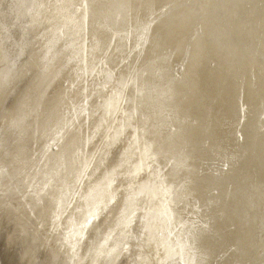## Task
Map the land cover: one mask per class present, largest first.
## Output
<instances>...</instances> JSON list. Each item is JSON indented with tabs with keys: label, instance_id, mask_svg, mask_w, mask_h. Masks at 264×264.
<instances>
[{
	"label": "bare ground",
	"instance_id": "6f19581e",
	"mask_svg": "<svg viewBox=\"0 0 264 264\" xmlns=\"http://www.w3.org/2000/svg\"><path fill=\"white\" fill-rule=\"evenodd\" d=\"M71 2L81 0H0V82L17 60L11 86L0 88V264H133L134 259L136 264H186L190 253L182 250L184 240L175 223L169 235L160 216L153 218L148 231L142 222L145 208H161L162 192L145 188L141 194L145 186H157V173L169 187L185 186L173 207L177 220L199 217L209 223L193 241V264H264L260 0H87L82 32L55 7ZM21 4L48 7L37 16ZM150 17L155 23L147 41L138 46L137 29ZM58 27L62 34H57ZM25 64L30 65L27 72ZM177 68L180 116L169 120L173 105L164 93ZM129 77L134 82L126 96L135 97L137 82L156 91L140 102L141 119L151 117L148 143L153 159L145 153L144 137L134 144L129 128L110 145L105 144L107 127L95 131L106 118L101 98L107 101L117 82ZM69 81L79 86L69 98L76 97L77 103L83 87L89 89L94 110L89 157L106 148L103 162H94L91 179H83L80 189L76 185L82 157L74 147L79 125L69 116V122L57 127L61 93ZM127 110L124 105L120 115L107 117L109 127H120ZM89 133L85 126V138ZM229 159L231 166L224 168ZM142 160L131 181L138 210L129 226L133 235L141 234L139 246L131 240L127 250L112 252L123 232L116 223L124 206L119 195L82 236L77 235L88 210L83 197L122 163L115 187L126 193L123 174L135 171ZM74 190L82 195H74Z\"/></svg>",
	"mask_w": 264,
	"mask_h": 264
},
{
	"label": "snow or ice",
	"instance_id": "6c2138e0",
	"mask_svg": "<svg viewBox=\"0 0 264 264\" xmlns=\"http://www.w3.org/2000/svg\"><path fill=\"white\" fill-rule=\"evenodd\" d=\"M22 8H27L29 14L35 13V15H39L40 11L48 5L45 4H32L31 6L27 5H20ZM176 5H168V7H175ZM58 11H62L63 18L65 20H71L74 25H78L80 31L84 30V26L87 22V10L90 5L87 3V0H81L80 3L71 2V3H57L55 5ZM122 8L130 7L129 5H122ZM260 9L262 13V21H264V0H260ZM76 17H79L77 21ZM155 23L151 17L148 19L146 23L142 25V27L137 29L139 33L140 45L142 46L143 43L147 41V37L150 34L151 25ZM63 28H57V34H62ZM86 52V48L84 49ZM94 51V49H93ZM17 60L12 61V67L3 74V79L7 81L10 76L12 75V70L15 68ZM100 63L103 65L104 60H101ZM30 70V65L25 64L24 71L27 72ZM113 74L109 72L107 77L111 80ZM180 78V70L177 68V75L172 77L169 81V85L167 90L164 93V96L167 100L173 105L172 109L168 113L169 120H178L180 116V105L177 99V91L175 88L176 81ZM82 79V78H81ZM133 77H129L128 80H120L117 82L116 87L112 91L111 97L108 98L107 101L104 98H101L99 107L102 108L106 113V118H102L99 125L96 126L95 131L96 133L100 132L102 127H107L108 132L105 138V144L110 145L114 140H117L120 135L124 132L125 128L131 129L132 132V139L133 143H139L141 141V137H144V145H145V153L149 155V159H153L150 155L153 151L152 146L148 143V140L151 136V129L149 127L151 117L146 115L143 119L140 117V102L143 98L156 95V91L147 83L141 86L137 82L136 87V94L135 97H128L126 96V90L129 87V84L133 83ZM45 86H49L45 84ZM78 85L69 81V86L66 87L61 96L63 98V102L61 105L60 110V118L57 122V127L60 126L61 123H66L68 121V117L71 116L72 121L75 124H78L79 127L77 128V132L79 133L78 139L74 147L77 149V155L82 157V164L81 170L79 172V178L77 179L76 188H81V182L83 179H91V176L88 175L89 169L93 168L94 162H103L104 160V151L106 148L92 153L91 157L86 151L87 145L91 143L94 139L92 134V117L94 110L89 104L91 97L88 96L89 89L84 86L83 87V95L78 97L79 103L76 102V97L69 99L74 90L78 89ZM107 88V84L104 85ZM124 105L128 106L127 111H123V120L120 122V127L114 128L109 127L111 124V120L107 119V117H115L120 115L122 108ZM85 126H88L90 129L89 135L85 138L83 134V129ZM170 131L175 133L176 128L170 127ZM122 160H126L125 157H122ZM175 160H170L169 164L175 165ZM144 161H141L140 165H137L135 171H130L126 174L125 187L126 193L124 189L120 187H115L117 184V174L121 172L122 168L124 167L123 163L120 165L119 168H113L111 172L107 173L99 184H97L91 191L88 192L86 197H83L88 201V210L87 214L84 216L83 222L79 224L77 235L82 236L84 232L88 229V226L92 223L93 220H96L102 213H105L108 209V205L112 204L113 201L117 199V196L124 197V206L120 210L119 217L117 218V228H123V232L121 233L122 239L120 243L117 244L115 248L112 249L113 253L119 254L120 249L127 250L128 242L131 240H136L137 246H139V241L141 239V234L133 235L130 231L129 226L135 222L136 219V212H137V193H136V186L133 181L139 171L141 170ZM224 168H228L231 166V160H227L222 165ZM158 181L157 186L155 187H148L145 186L141 189V194L145 191V188L149 192L151 191H160L163 193L162 197V204L160 209H150L145 208L144 212L145 215L142 218V222L146 225L145 231H148V225H151L153 222V218L160 216L161 223L168 226V234L171 235V226L175 223L178 230L180 237L184 240V244L181 246L183 249H188L190 253V257L186 264H193V260L191 258V252L194 251V244L198 236L206 232L209 228V223H205L203 220L199 219H192L189 218L188 220H183L180 218L179 220L176 219V213L173 212V207L175 206L176 200L178 198V191L183 192L186 191L185 186H181L179 190L175 188V186L169 187L164 183V177L157 173ZM74 195L81 196L82 191L74 190ZM71 207V204L68 205ZM112 232L109 231L108 237L105 239V244L107 243L108 239L111 238ZM165 233L162 231L160 233L161 239H163ZM133 264H136L135 259L133 260ZM195 264H202L200 261H196Z\"/></svg>",
	"mask_w": 264,
	"mask_h": 264
},
{
	"label": "clouds",
	"instance_id": "9594fccd",
	"mask_svg": "<svg viewBox=\"0 0 264 264\" xmlns=\"http://www.w3.org/2000/svg\"><path fill=\"white\" fill-rule=\"evenodd\" d=\"M199 7V5H197ZM15 77L13 75L10 76V78L7 81L0 82V88L7 89L11 86L12 82L14 81Z\"/></svg>",
	"mask_w": 264,
	"mask_h": 264
},
{
	"label": "rangeland",
	"instance_id": "374dc122",
	"mask_svg": "<svg viewBox=\"0 0 264 264\" xmlns=\"http://www.w3.org/2000/svg\"><path fill=\"white\" fill-rule=\"evenodd\" d=\"M18 104H20V103H18ZM22 110H23V105H22L20 111L17 114V120H18V122H21V118L23 116V111Z\"/></svg>",
	"mask_w": 264,
	"mask_h": 264
}]
</instances>
